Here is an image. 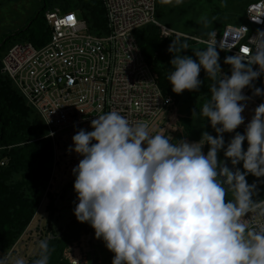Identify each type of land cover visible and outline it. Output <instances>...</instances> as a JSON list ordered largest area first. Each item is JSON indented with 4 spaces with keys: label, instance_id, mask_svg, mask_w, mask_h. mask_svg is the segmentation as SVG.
Returning <instances> with one entry per match:
<instances>
[{
    "label": "clouds",
    "instance_id": "obj_1",
    "mask_svg": "<svg viewBox=\"0 0 264 264\" xmlns=\"http://www.w3.org/2000/svg\"><path fill=\"white\" fill-rule=\"evenodd\" d=\"M159 2L178 6L183 0ZM261 16L264 11L251 18L260 22ZM201 20L205 26L211 23ZM247 33L239 26L235 35ZM250 40L247 55L225 58L230 76L222 73L217 42L196 51L195 60L181 55L175 42L168 49L173 54L168 82L175 94L198 91L202 69L212 81L200 114L215 137L205 131L198 142L175 140L166 126L157 130L155 123L130 121L115 109L94 119L91 131L79 129L73 135L69 150L81 157L72 169L78 201L74 215L114 254L112 264H264V224L251 227L248 222L250 214L264 220V199H254L257 185L246 179L249 174L264 178V102L244 133L236 132L245 122L248 97L243 90L264 74V31ZM253 95L264 96V89L255 88ZM225 133H235L227 145ZM222 150L225 159L218 160ZM241 162L243 171L236 167ZM38 248L32 264H49L48 241L40 240ZM0 264H9L7 254ZM12 264L25 261L17 257Z\"/></svg>",
    "mask_w": 264,
    "mask_h": 264
},
{
    "label": "built area",
    "instance_id": "obj_2",
    "mask_svg": "<svg viewBox=\"0 0 264 264\" xmlns=\"http://www.w3.org/2000/svg\"><path fill=\"white\" fill-rule=\"evenodd\" d=\"M101 3L106 34L92 33L87 21L75 12L54 8L44 14L50 31L47 44L38 48L30 42L16 43L2 58L0 76L9 78L37 115L44 131L40 139L48 140L52 148L49 177L32 218L11 247L0 253V257L8 255L9 264L17 257L26 264L37 257L40 240L46 239L50 244L62 239L69 229L72 233L63 260L69 264L77 261L112 264L114 254L102 240L95 238L89 224L78 222L74 215L78 201L72 169L81 157L69 150L73 135L79 129L91 131V122L113 109L130 121L155 123L157 130L166 126L172 137L182 129L175 101L159 88L136 41L135 30L152 24L160 29L162 39L181 37L204 49L217 42V50L228 56L247 55L243 48L253 46L250 38L264 31V16L259 18L260 22L251 18H258L264 11L260 0L247 6L241 24L225 25L221 31H214L216 37L211 40L209 36L181 33L157 21L155 0H101ZM239 26L246 27L248 33L236 36ZM256 67L253 65V69ZM225 75L231 74L226 71ZM251 91L252 87L243 90L248 100L242 113L245 122L237 129L242 133L261 103ZM4 163L6 160L0 165ZM248 222L251 227L264 224V220L251 214Z\"/></svg>",
    "mask_w": 264,
    "mask_h": 264
},
{
    "label": "trees",
    "instance_id": "obj_3",
    "mask_svg": "<svg viewBox=\"0 0 264 264\" xmlns=\"http://www.w3.org/2000/svg\"><path fill=\"white\" fill-rule=\"evenodd\" d=\"M59 6L61 7L57 8L65 12H76L79 17L85 19L92 33L106 34V18L101 0H59ZM45 12L44 4L14 36L22 42H30L38 48L47 44L50 40V31L46 24ZM134 36L148 66L157 78L162 93L170 96L176 106L182 99L188 108V117L179 120L185 135H189L192 139H200L198 134L202 135V132L206 131L215 137L216 132L206 118L200 114L203 103L207 102L211 96L212 81L207 78L204 70H201L198 77L203 82L198 91L189 92L186 90L177 95L172 91V86L168 82V74L172 70L170 61L173 58V54L168 50L170 45L175 42L176 47L181 49V55H185L186 48L182 46L186 44L188 47L191 41L176 36L162 39L160 29L152 24L135 30ZM217 51L223 72L226 66L224 61L228 55ZM6 52L0 55V68ZM254 70H258V66ZM255 88L264 89V74L253 82L251 91V95L256 100L264 102V96L253 95ZM194 124L195 127H198L197 133H195ZM183 130L181 129L180 133H184ZM236 132L239 131L236 130ZM43 134V127L37 115L26 105L25 100L14 89L9 78L0 76V163L6 160L4 165H0V253L11 247L30 222L45 189L50 172L52 148L48 140L40 139ZM234 135L235 133L224 134L225 145ZM182 138L186 139L184 136ZM242 147L246 151V141ZM208 150L209 146L206 145V153ZM219 155L222 156L221 159H219ZM224 159L222 150L218 154V160ZM246 179L250 185L256 183L257 190L264 195V178H257L249 174ZM76 225L79 226L77 223ZM71 233V229H69L62 239L49 244L51 249L49 264H69L63 260V252L69 246ZM34 259L26 264H32Z\"/></svg>",
    "mask_w": 264,
    "mask_h": 264
},
{
    "label": "rangeland",
    "instance_id": "obj_4",
    "mask_svg": "<svg viewBox=\"0 0 264 264\" xmlns=\"http://www.w3.org/2000/svg\"><path fill=\"white\" fill-rule=\"evenodd\" d=\"M256 1L258 0H226V6L222 7L221 0H183V3L178 6L162 5L159 0H155V18L163 25L181 33L206 37L210 32L221 31L225 25L241 24L247 6ZM44 4L46 11L61 7L59 0H0V55L4 54L12 45L22 42L14 34L23 28L32 19V15L39 11ZM201 17H206L211 23L205 26ZM203 49L202 46L191 42L185 49V56H190L195 60V52ZM226 71L231 74V66L225 67L222 73ZM176 109L177 118L187 117L182 99L177 104ZM197 128L194 124L195 133L198 132ZM182 137L183 134L179 133L174 139L179 140ZM185 140L194 143L200 139H192L187 135ZM203 151L206 154V145ZM219 157V159L222 158L221 155ZM238 168L243 171V162L238 165ZM263 197V193L258 190L254 199L259 200Z\"/></svg>",
    "mask_w": 264,
    "mask_h": 264
},
{
    "label": "crops",
    "instance_id": "obj_5",
    "mask_svg": "<svg viewBox=\"0 0 264 264\" xmlns=\"http://www.w3.org/2000/svg\"><path fill=\"white\" fill-rule=\"evenodd\" d=\"M185 106V105H184ZM177 107V106H176ZM177 110V109H176ZM185 112H187V117H188V108L185 106ZM178 117V116H177ZM187 117H184V118H187ZM181 118H178V121L180 120ZM183 119V118H182ZM179 124H180V122H179ZM181 126V125H180ZM181 128H182V126H181ZM183 129V128H182ZM183 132H184V130H183ZM180 134H183V136L186 138V135H185V132L184 133H180ZM177 135V134H176ZM176 135H174V137L176 136ZM199 135V137H201V134H198ZM173 137V138H174ZM193 139H198V138H193Z\"/></svg>",
    "mask_w": 264,
    "mask_h": 264
},
{
    "label": "water",
    "instance_id": "obj_6",
    "mask_svg": "<svg viewBox=\"0 0 264 264\" xmlns=\"http://www.w3.org/2000/svg\"><path fill=\"white\" fill-rule=\"evenodd\" d=\"M225 164L230 170L235 171V169L233 168V166L231 165L230 162H225ZM236 167H238V166H236Z\"/></svg>",
    "mask_w": 264,
    "mask_h": 264
},
{
    "label": "snow or ice",
    "instance_id": "obj_7",
    "mask_svg": "<svg viewBox=\"0 0 264 264\" xmlns=\"http://www.w3.org/2000/svg\"><path fill=\"white\" fill-rule=\"evenodd\" d=\"M71 19V18H70ZM248 49L247 48H243V52L247 53Z\"/></svg>",
    "mask_w": 264,
    "mask_h": 264
},
{
    "label": "bare ground",
    "instance_id": "obj_8",
    "mask_svg": "<svg viewBox=\"0 0 264 264\" xmlns=\"http://www.w3.org/2000/svg\"><path fill=\"white\" fill-rule=\"evenodd\" d=\"M160 86V85H159Z\"/></svg>",
    "mask_w": 264,
    "mask_h": 264
}]
</instances>
